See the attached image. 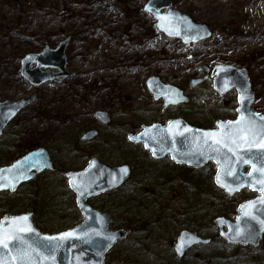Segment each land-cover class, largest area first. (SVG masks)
<instances>
[{
  "label": "rangeland",
  "instance_id": "rangeland-1",
  "mask_svg": "<svg viewBox=\"0 0 264 264\" xmlns=\"http://www.w3.org/2000/svg\"><path fill=\"white\" fill-rule=\"evenodd\" d=\"M147 1L0 0V101L36 93V99L4 128L2 152L12 161L30 149L46 147L59 167L41 172L13 193H0V218L11 205L30 203L14 213L32 211L36 226L45 227L48 234L76 225L82 216L66 172L83 168L92 157L108 165L124 162L118 150L124 146L154 175L143 185L129 187L126 181L88 200L95 208L102 205L116 221L126 208L131 211L128 216L136 217L132 218L136 230L108 251L104 264H197L202 256L210 264H221L216 255L264 264V239L255 248L226 249L213 222L216 216L234 220L238 204L255 193L245 189L229 196L209 184L213 163L195 169L168 158L154 161L141 145L126 138L143 125L165 124L175 117L209 128L218 119L234 118L237 92L220 96L213 88L211 78L220 64L247 70L255 94L252 109L264 113V0H171L173 9L206 23L212 31L205 40L189 44L156 29L152 15L143 9ZM64 40L65 69L71 75L29 84L20 74L21 60ZM94 56L106 68L88 78L84 69ZM201 67L208 69V78L193 86L191 79L203 76ZM152 76L178 87L188 101L162 109V100L153 99L146 87ZM97 111L107 112L111 121L100 123ZM91 130L98 135L82 138ZM118 196L124 198L123 204L115 210ZM182 229L210 237L212 243L178 258L174 244Z\"/></svg>",
  "mask_w": 264,
  "mask_h": 264
},
{
  "label": "water",
  "instance_id": "water-1",
  "mask_svg": "<svg viewBox=\"0 0 264 264\" xmlns=\"http://www.w3.org/2000/svg\"><path fill=\"white\" fill-rule=\"evenodd\" d=\"M171 4V0H149L143 6V9L154 18L155 27L158 31L168 37L179 39L183 44L198 43L211 36L212 31L206 23L195 21L188 14L173 9ZM169 13H175V17L163 21L158 19V17H167ZM166 28L171 29V34L170 31L165 30ZM177 30H179V34H177ZM67 42V40H64L59 42L55 48L47 46L38 53H28L21 60V75L34 86L70 76L71 73L65 69L64 53ZM33 64L35 66L31 67ZM42 67L54 68L57 71L50 69L44 71L41 70ZM199 71H204L205 74L201 78L193 79L191 81L193 85L208 77L206 67L199 68ZM212 82L214 90L219 95H224L232 89L236 90L237 116L235 118L220 119L216 121L214 128H201L189 124L182 117H176L168 120L165 125L160 122L144 125L138 133H128L127 138L131 142L142 144L143 149L147 150L154 159H162L168 155L169 159L175 163L197 168L203 167L210 161L213 162L216 165L213 183L229 196L244 189L258 193L254 198L243 201L238 205V214L234 221L223 216L214 218L218 234L227 244L256 246L264 234V224L260 223L261 220H264V203H261L264 200V192L261 191V188L264 186L257 184L255 178L248 176V173L252 171V167L250 163H244L243 161L253 160L259 167L264 164V157H262L264 150L258 148L249 150L247 145L240 147L232 145L235 149V154H233L227 148L220 146H217L220 147L218 152L211 150L209 147L213 143L211 137L207 138L208 144L204 143L206 139L204 133L215 132L219 136L222 131L221 124L238 121L242 115H247L248 111L259 114L251 108L254 101V92L251 90L250 78L245 68H236L224 64L216 65ZM146 87L152 94L153 99L161 98L163 100V108L188 100L179 88L163 83L156 76L149 77L146 80ZM242 89H247V92L251 94V102L246 103L243 108L239 102ZM35 99L36 94L32 93L19 99L0 101V137L7 124ZM259 115L264 116V114ZM95 116L102 124L110 122L107 112L97 111ZM95 134H97V130H91L86 132L82 138L90 139ZM153 152H155V155ZM40 161L43 163H40L39 167L31 166L34 162ZM0 169L7 170L0 173L5 178L6 184L12 183V177H16L17 169H22L27 174L26 178H17L14 186L0 188V192H13L19 184L33 179L36 173L53 169V164L47 149L38 147L26 152L10 164L1 166ZM125 169L126 171H124ZM129 174L130 166L128 164L110 166L101 162L97 157L89 159L83 168L66 173L68 187L75 196V204L83 220L76 226L64 231L54 234L40 231L34 225L32 212L8 215L0 220L11 217H27V220L22 221L21 224L24 227L31 228L32 231L21 235L24 246L27 248L28 245H31V249H35L34 252L29 249L31 264H103L107 251L117 241L123 240L130 230L129 228L110 229L109 224L112 221L110 215L107 212L93 208L87 201L91 197L117 188L128 178ZM70 175L74 183L79 186V191L70 187ZM256 175L259 177L260 174L257 173ZM250 185H254V187ZM81 192L84 194L80 195ZM5 227H7L6 224ZM237 228L247 235V239L243 236H237ZM64 233H72V235L64 237L62 235ZM231 237H234V239H231ZM210 241V238H204L195 231L183 229L176 238L174 251L176 256L181 258L195 245H207ZM181 242L185 246L178 251L177 248L181 245ZM13 252H15V248ZM2 253L3 250L0 249V255ZM3 258L11 264L10 257L4 256Z\"/></svg>",
  "mask_w": 264,
  "mask_h": 264
},
{
  "label": "snow or ice",
  "instance_id": "snow-or-ice-1",
  "mask_svg": "<svg viewBox=\"0 0 264 264\" xmlns=\"http://www.w3.org/2000/svg\"><path fill=\"white\" fill-rule=\"evenodd\" d=\"M174 17L175 13H169L167 17H158V19L163 21L171 20ZM165 30L170 31L171 34V29L166 28ZM177 34H179V30H177ZM227 86L228 85L226 83V87ZM241 91L242 94L239 97V102L243 108L246 103L251 102V94L247 92V89H242ZM220 127L222 128V131L219 133V136L215 132L204 133V137L206 138L204 140L205 144H208V137L213 139L212 145L209 146L211 150L218 152L220 151V147H224L227 148L229 152H233V154H235V149L232 147V145L237 147L247 145L249 150L252 148L264 150V116H260L259 114H254L248 111L247 115H242L240 117V120L221 124ZM130 139H132V137H130ZM153 154L155 155V152H153ZM262 157H264V153H262ZM173 159H175V157H173ZM243 162L251 164L252 171L248 173V176L250 178H255L257 184L264 186V164H261L259 167H257L256 162L253 160H244ZM40 163L43 162H34L31 166L39 167ZM5 171L7 170L0 169V173ZM124 171H126V169ZM257 173L260 174L259 177H257ZM26 175L27 174L22 169H17V175L16 177H12L11 184H6L5 178L0 175V188L14 186L15 180L17 178H26ZM69 185L70 187H73L79 191V186L74 183L71 175L69 179ZM250 186L254 187V185ZM229 191H231V189H229ZM261 191L264 192V187L261 188ZM83 194V192L80 193V195ZM261 203H264V200H262ZM253 219H255V217H253ZM26 220V216L11 217L0 220V249L3 250L2 255H0V264H9V261L3 258L4 256L11 258V264H31V252L29 251V249H31V245H28L26 248L21 235L22 233L32 231L31 228L24 227L21 224L22 221ZM260 223L264 224V220H261ZM5 224L7 227H5ZM236 234L237 236H243L245 239H247V235H245V233H243L239 228H237ZM62 235L67 237L71 236L72 233H64ZM231 239H234V237H231ZM184 246L185 245L183 242H181V245L178 246L177 250H182V247ZM14 248L15 252H13ZM31 251L34 252L35 249H31Z\"/></svg>",
  "mask_w": 264,
  "mask_h": 264
},
{
  "label": "trees",
  "instance_id": "trees-1",
  "mask_svg": "<svg viewBox=\"0 0 264 264\" xmlns=\"http://www.w3.org/2000/svg\"><path fill=\"white\" fill-rule=\"evenodd\" d=\"M197 125L200 126L199 124H197ZM201 127H204V126H201ZM5 146H7V145H4V147ZM76 146H77V144H76ZM71 147L74 148L75 146L71 145ZM2 150L3 149H1V146H0V166L5 164V163H8V161H9L6 159V157H5L6 155L2 152ZM118 150L120 151L119 154L122 156L121 158H124V160H125L124 162L132 165V173H131L130 178L128 179V181L130 182L129 187H135V186H138L140 184L143 185V182L149 181L153 178V175H154L153 172L149 173V170H147L148 168L146 166H144L143 161L138 160L137 157H130V153H129L130 150L128 148L122 146V147H119ZM58 168H59L58 166H55L54 170H57ZM135 168H137V170H138L137 173L134 170ZM191 179H192V182H194V179L193 178H191ZM208 180H209L210 185H211V183L213 184L211 176L208 178ZM194 183H197V182H194ZM109 195H112V194L110 193ZM113 196H115V195H113ZM118 197H117V199H114V203L117 204L114 207L115 210L120 209L122 204H123L122 202H123L124 198H121V197L118 198ZM38 204L39 203L36 202L35 208L38 206ZM29 205H30V203H26L23 205H20V204L16 205V203H15V204L11 205V207H9L10 209L8 211H9V213H14L16 211L18 212L21 209H24V208L27 209ZM31 206L32 205H30V207ZM100 207L103 208L102 205ZM126 209L127 210H123L124 215H122V213H119V215L121 216V219H119L118 221H116V216L113 217L111 226L112 227L128 226L131 228V232H132L133 230H136L135 227L133 226V219L132 218H136V217L133 215L128 216L127 213H130L131 211L128 208H126ZM34 222L36 223L35 219H34ZM210 222L213 223L212 221H210ZM39 229L44 231L46 228L42 227ZM216 236H217V234H216ZM224 247L226 249L230 248L226 245H224ZM215 261H218L221 264H246L245 262H242V261H237V262L229 261L228 259H225L223 256H219V255L215 256ZM197 264H210V260L209 259H203V256H202L201 262L197 263Z\"/></svg>",
  "mask_w": 264,
  "mask_h": 264
},
{
  "label": "bare ground",
  "instance_id": "bare-ground-1",
  "mask_svg": "<svg viewBox=\"0 0 264 264\" xmlns=\"http://www.w3.org/2000/svg\"><path fill=\"white\" fill-rule=\"evenodd\" d=\"M99 63L100 60L97 59L96 56H94V58H91L90 60H87V67L84 69V73L88 75V78L97 76L100 70L106 68V66L100 65Z\"/></svg>",
  "mask_w": 264,
  "mask_h": 264
},
{
  "label": "flooded vegetation",
  "instance_id": "flooded-vegetation-1",
  "mask_svg": "<svg viewBox=\"0 0 264 264\" xmlns=\"http://www.w3.org/2000/svg\"><path fill=\"white\" fill-rule=\"evenodd\" d=\"M101 208V207H100Z\"/></svg>",
  "mask_w": 264,
  "mask_h": 264
}]
</instances>
